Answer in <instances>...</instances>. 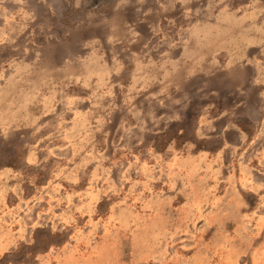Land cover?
<instances>
[{"label": "rangeland", "instance_id": "rangeland-1", "mask_svg": "<svg viewBox=\"0 0 264 264\" xmlns=\"http://www.w3.org/2000/svg\"><path fill=\"white\" fill-rule=\"evenodd\" d=\"M0 264H264V0H0Z\"/></svg>", "mask_w": 264, "mask_h": 264}]
</instances>
